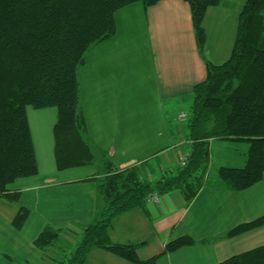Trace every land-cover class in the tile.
Listing matches in <instances>:
<instances>
[{"label": "crops", "instance_id": "crops-1", "mask_svg": "<svg viewBox=\"0 0 264 264\" xmlns=\"http://www.w3.org/2000/svg\"><path fill=\"white\" fill-rule=\"evenodd\" d=\"M226 1L206 12L203 51L186 0H160L148 8L137 1L116 12V34L90 52L80 75L88 138L95 147L108 151L115 167L124 169L148 161L144 174L153 179L182 165L189 155V127L177 114L186 111L194 86L206 78L207 62L222 63L232 53L246 0ZM249 148L245 140L212 139L205 183L192 200L178 190L158 195L148 200L146 207L116 216L110 239L138 244V255L146 259L182 235L197 240L219 238L181 247L160 257L158 264H219L264 244V226L225 236L230 228L264 214V178L238 191L219 173L224 166L244 167ZM154 156H162L160 175L151 161ZM95 173L67 181L47 178L26 187L37 192L36 203L34 209L28 206L31 213L21 229L13 225L21 204L0 198L6 201L0 204V264H54V259L62 260L72 252L84 229L100 220L104 209L100 182L92 178ZM75 182L98 184L94 190L63 189ZM40 206L45 210L39 211ZM46 226L61 233L55 243L42 248L34 241ZM87 264L134 263L93 248Z\"/></svg>", "mask_w": 264, "mask_h": 264}, {"label": "trees", "instance_id": "trees-1", "mask_svg": "<svg viewBox=\"0 0 264 264\" xmlns=\"http://www.w3.org/2000/svg\"><path fill=\"white\" fill-rule=\"evenodd\" d=\"M140 1L146 8L160 0H0V198L20 203L23 190L10 188L16 179L39 172L28 106H55L54 155L59 169L96 165L92 178L100 182L103 211L88 225L77 247L54 264H87L93 248H102L134 264H158L160 257L184 246L208 244L219 238L197 240L182 235L162 252L142 259L138 244L113 242V219L130 209L146 207L150 197L178 190L192 200L202 189L210 163L212 139L249 143L244 167L224 166L220 177L234 190H244L264 178V0H246L230 57L207 62L206 78L193 89L191 113L185 119L192 141L184 164L158 178L147 177L148 161L124 169L114 166L107 150L97 148L87 135L82 104L81 70L90 52L117 32L116 12ZM190 3L196 40L204 50V19L208 8L222 0ZM31 213L21 203L13 225L21 229ZM264 226V214L230 228L226 237ZM61 231L46 226L35 239L45 248ZM219 264H264V244L234 254Z\"/></svg>", "mask_w": 264, "mask_h": 264}, {"label": "rangeland", "instance_id": "rangeland-1", "mask_svg": "<svg viewBox=\"0 0 264 264\" xmlns=\"http://www.w3.org/2000/svg\"><path fill=\"white\" fill-rule=\"evenodd\" d=\"M233 1L235 2L236 0H227L226 2L229 4ZM83 101H84V97L82 95V103ZM192 101L187 102V105L184 108L186 109V112H188L189 114L191 113ZM27 110H28V116H29L35 151L39 163V172L31 177H23L16 179L15 182L9 184V187L21 188L23 190V198L20 204L21 203L26 204L27 206L30 205L31 209H34L37 192L35 190L26 188L29 185H35L37 183L46 181L45 179L47 178L53 180L55 177H59L60 179L67 181L78 177L89 176L94 172H96L98 170V167L96 165H87V166L72 167L67 169H59L56 165V160L54 155V132H53L54 125L58 116L57 108L55 106H52V107H45L38 109V108H34L33 106H28ZM181 112H183V110H181L177 114L178 120H180L179 114H181ZM161 157L162 156H160L159 158L155 156L151 157V161L153 160L152 162L155 163L157 166V171H158L157 175H160L162 173V170L158 165L159 159ZM77 182H75L74 184H69L66 187H63V189L65 190L71 189L70 192H72L75 188H81L84 190H94L95 188L94 186L98 184L97 182V184L95 183L92 186L91 184L88 183H84V182L77 183ZM97 190L99 194V189L97 188ZM2 202L0 203L2 204V206L3 204H6V201H2ZM11 204L15 206V203H9L8 206H12ZM38 210L42 211L45 209L40 206ZM42 223L44 224V221Z\"/></svg>", "mask_w": 264, "mask_h": 264}, {"label": "built area", "instance_id": "built-area-1", "mask_svg": "<svg viewBox=\"0 0 264 264\" xmlns=\"http://www.w3.org/2000/svg\"><path fill=\"white\" fill-rule=\"evenodd\" d=\"M186 116H187V114L184 113V112H181V114H179V118H180V119H185ZM182 164H184V161L182 162ZM152 198L157 199V198H158V195H155V196L150 197L149 200L152 199Z\"/></svg>", "mask_w": 264, "mask_h": 264}]
</instances>
